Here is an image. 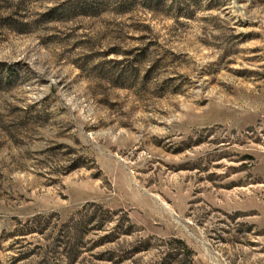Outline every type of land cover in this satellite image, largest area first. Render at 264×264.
<instances>
[{"label": "rangeland", "instance_id": "obj_1", "mask_svg": "<svg viewBox=\"0 0 264 264\" xmlns=\"http://www.w3.org/2000/svg\"><path fill=\"white\" fill-rule=\"evenodd\" d=\"M92 213L74 264H264V0H0V264Z\"/></svg>", "mask_w": 264, "mask_h": 264}, {"label": "trees", "instance_id": "obj_2", "mask_svg": "<svg viewBox=\"0 0 264 264\" xmlns=\"http://www.w3.org/2000/svg\"><path fill=\"white\" fill-rule=\"evenodd\" d=\"M108 215V213H106ZM96 214L92 213L89 216L83 215L77 218L71 217L67 224L64 225L61 231H58L56 237V243L54 244V253L57 255H63L68 259V264H74L78 258L80 249L82 248V239L85 235V230L88 225L94 222ZM108 219L104 223L108 222ZM35 223L29 228L26 234H43L48 230V225H43L39 218L35 219ZM102 222H100L101 224ZM94 230V229H90Z\"/></svg>", "mask_w": 264, "mask_h": 264}]
</instances>
